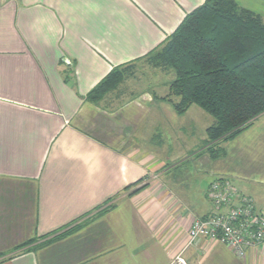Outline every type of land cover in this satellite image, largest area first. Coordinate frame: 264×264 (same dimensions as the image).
Wrapping results in <instances>:
<instances>
[{"label": "crops", "instance_id": "obj_1", "mask_svg": "<svg viewBox=\"0 0 264 264\" xmlns=\"http://www.w3.org/2000/svg\"><path fill=\"white\" fill-rule=\"evenodd\" d=\"M234 1L264 20V0ZM205 2L0 0V264H264L188 236L217 178L264 210V114L212 158L213 121L174 111L172 78L86 99Z\"/></svg>", "mask_w": 264, "mask_h": 264}, {"label": "trees", "instance_id": "obj_2", "mask_svg": "<svg viewBox=\"0 0 264 264\" xmlns=\"http://www.w3.org/2000/svg\"><path fill=\"white\" fill-rule=\"evenodd\" d=\"M165 42L162 50L148 55L154 67L173 73L169 93L177 114L196 106L213 119L205 145L234 138L264 114L261 17L234 0H206ZM120 79L119 69H113L87 101L97 103ZM207 151L212 158L223 152L212 145Z\"/></svg>", "mask_w": 264, "mask_h": 264}, {"label": "built area", "instance_id": "obj_3", "mask_svg": "<svg viewBox=\"0 0 264 264\" xmlns=\"http://www.w3.org/2000/svg\"><path fill=\"white\" fill-rule=\"evenodd\" d=\"M207 199L213 211L208 216L191 217V242L205 238L225 245L242 257L245 249L264 247V210L257 211L254 200L239 195L227 178L211 182ZM169 264H188L178 255Z\"/></svg>", "mask_w": 264, "mask_h": 264}, {"label": "rangeland", "instance_id": "obj_4", "mask_svg": "<svg viewBox=\"0 0 264 264\" xmlns=\"http://www.w3.org/2000/svg\"><path fill=\"white\" fill-rule=\"evenodd\" d=\"M166 44L167 42L163 43L157 51L162 50ZM118 69L121 75L120 81L116 86L108 89L98 102L102 101L104 97H107L115 92L139 93L151 88L152 85V88L154 89V85L160 83L157 80H170L173 75L171 70H163L161 68L154 67L153 62L151 61V56L149 55ZM205 120L206 126L213 121V119L207 114H205L204 121Z\"/></svg>", "mask_w": 264, "mask_h": 264}]
</instances>
